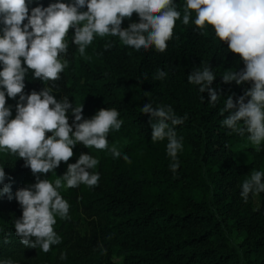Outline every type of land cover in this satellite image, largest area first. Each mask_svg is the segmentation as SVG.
Instances as JSON below:
<instances>
[{"label":"trees","instance_id":"obj_1","mask_svg":"<svg viewBox=\"0 0 264 264\" xmlns=\"http://www.w3.org/2000/svg\"><path fill=\"white\" fill-rule=\"evenodd\" d=\"M4 104L0 264H264V0H0Z\"/></svg>","mask_w":264,"mask_h":264},{"label":"rangeland","instance_id":"obj_2","mask_svg":"<svg viewBox=\"0 0 264 264\" xmlns=\"http://www.w3.org/2000/svg\"><path fill=\"white\" fill-rule=\"evenodd\" d=\"M51 12H52V15L56 17V20H57V24L55 23L56 27L53 32L54 40H56V42H58L60 45L63 46L66 43H68L70 39V31L67 28V17L66 15L64 16L66 11L62 5L54 4L51 8ZM60 18H61V23L63 26L62 30L61 28L59 30V27H58ZM58 62H59V59L54 54L50 55L48 57V61L46 62L47 69H50L53 71V77L56 74V66ZM13 118H14V113L12 111V106L10 104L0 105V119L6 120V121H12ZM261 141H262V138L258 137L254 140H246L243 143H240L235 148L236 160L240 163L249 162L251 157L249 155L248 148L250 147L256 148ZM263 164H264V160H263ZM258 201H259L258 198L255 197V203H254L255 206L258 205ZM85 229H86V224L83 220H81L78 230L80 232H83ZM114 259L118 260L119 257L115 254Z\"/></svg>","mask_w":264,"mask_h":264},{"label":"built area","instance_id":"obj_3","mask_svg":"<svg viewBox=\"0 0 264 264\" xmlns=\"http://www.w3.org/2000/svg\"><path fill=\"white\" fill-rule=\"evenodd\" d=\"M57 21V20H56ZM58 27H59V30H60V28H61V30H62V23H61V18H60V20H59V25H58ZM48 72H49V75L50 76H53V71L52 70H50V69H48Z\"/></svg>","mask_w":264,"mask_h":264}]
</instances>
